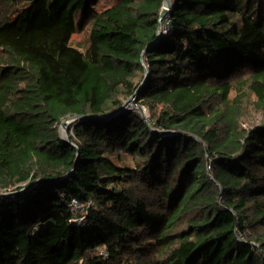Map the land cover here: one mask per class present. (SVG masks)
<instances>
[{
  "label": "trees",
  "instance_id": "16d2710c",
  "mask_svg": "<svg viewBox=\"0 0 264 264\" xmlns=\"http://www.w3.org/2000/svg\"><path fill=\"white\" fill-rule=\"evenodd\" d=\"M98 1L0 0V264H264V0Z\"/></svg>",
  "mask_w": 264,
  "mask_h": 264
},
{
  "label": "rangeland",
  "instance_id": "374dc122",
  "mask_svg": "<svg viewBox=\"0 0 264 264\" xmlns=\"http://www.w3.org/2000/svg\"><path fill=\"white\" fill-rule=\"evenodd\" d=\"M111 1L112 0H99L98 3L96 4V8L97 9H102V8L108 6ZM87 33H88L87 29L78 30L72 36V38L70 40V44L74 45V46H77L78 48L83 50L85 46H83L82 43L86 42ZM231 94L234 95L235 92L232 91ZM247 94L248 93L245 90L244 95L242 96L243 100H244L243 101L244 102V106H245V109H246L245 115L242 117V120H243L242 125L244 127H249L250 125L257 124V123H259V122L264 120V113L262 111H259V110H256V109L253 108V106H252L253 97H251V96H249ZM126 100H127V103H126L125 106H127L128 108L134 106L140 112V114L143 117L148 116L146 108L141 106V105H136L133 96L128 98V99H126ZM70 124H71V122L68 124L66 129H64L63 126L62 127L58 126V132H59V135L61 137L66 138V136L69 135L70 132L68 133V128H69Z\"/></svg>",
  "mask_w": 264,
  "mask_h": 264
},
{
  "label": "water",
  "instance_id": "95a60500",
  "mask_svg": "<svg viewBox=\"0 0 264 264\" xmlns=\"http://www.w3.org/2000/svg\"><path fill=\"white\" fill-rule=\"evenodd\" d=\"M174 0H162V5H161V9H160V13H159V18H163L165 17L169 11L173 8V5H174ZM157 36H159V33H160V25L157 26ZM150 45H148L146 47V49L149 47ZM146 76H147V69L145 68V75H144V79L142 80L141 84L144 82V80L146 79ZM127 103V100L123 102L122 106L120 108H118L117 110L121 109L122 107H124ZM116 110V111H117ZM110 114H107V115H101V116H98V118H102V117H106ZM77 117H86V118H93L94 115L92 114H85V115H80V116H76V115H68L65 119L61 120L59 126H63L64 129H66V127L68 126V124L70 122H72L73 120H75ZM61 137V136H60ZM63 138V137H62ZM63 139H66V140H69V136L67 135L66 138H63ZM78 153V151H77ZM76 161H77V157H76ZM1 194V193H0ZM4 194V193H3Z\"/></svg>",
  "mask_w": 264,
  "mask_h": 264
},
{
  "label": "built area",
  "instance_id": "2783aa9c",
  "mask_svg": "<svg viewBox=\"0 0 264 264\" xmlns=\"http://www.w3.org/2000/svg\"><path fill=\"white\" fill-rule=\"evenodd\" d=\"M170 24V19L168 18V15H166L163 18L158 19V25H160V33L163 34L166 33V27ZM69 206L70 209L72 210L73 213H80V214H85L87 212V208L89 206V202L84 204H81L79 201H77L76 198H70L69 200ZM83 219V215L80 216L78 219H74V221H80Z\"/></svg>",
  "mask_w": 264,
  "mask_h": 264
}]
</instances>
